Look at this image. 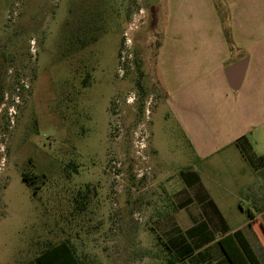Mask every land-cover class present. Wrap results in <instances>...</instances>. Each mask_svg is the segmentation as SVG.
<instances>
[{
    "label": "rangeland",
    "instance_id": "rangeland-1",
    "mask_svg": "<svg viewBox=\"0 0 264 264\" xmlns=\"http://www.w3.org/2000/svg\"><path fill=\"white\" fill-rule=\"evenodd\" d=\"M178 1L0 0V264H36L64 240L84 264H113L128 225L173 215L169 198L191 178H242L239 151L199 159L169 103L158 46ZM84 24L96 82L78 138L65 120L64 45ZM147 233L162 247V232Z\"/></svg>",
    "mask_w": 264,
    "mask_h": 264
},
{
    "label": "crops",
    "instance_id": "crops-1",
    "mask_svg": "<svg viewBox=\"0 0 264 264\" xmlns=\"http://www.w3.org/2000/svg\"><path fill=\"white\" fill-rule=\"evenodd\" d=\"M188 2L173 7L157 58L169 103L200 160L234 150L246 165L242 178L209 186L191 178L189 191L169 198L173 215L154 220L162 247L149 242L151 226L131 223L126 253L118 247L112 263L230 264L219 242L240 230L264 264V140L255 141L264 138V0H225L224 11L214 0ZM244 60L233 89L226 70Z\"/></svg>",
    "mask_w": 264,
    "mask_h": 264
},
{
    "label": "flooded vegetation",
    "instance_id": "flooded-vegetation-1",
    "mask_svg": "<svg viewBox=\"0 0 264 264\" xmlns=\"http://www.w3.org/2000/svg\"><path fill=\"white\" fill-rule=\"evenodd\" d=\"M94 27L85 24L73 29L65 39L64 57L66 59L65 78V120L67 129L72 132V127H78L79 133L75 137H83L84 131L79 128L83 118L84 101L87 94L95 84L96 70L89 68V60L84 53L88 46L97 42V37L92 34ZM89 62H87V60ZM93 75V76H92ZM68 133V142H72V134ZM75 149L74 147L70 150ZM76 151V150H74ZM77 153V152H76Z\"/></svg>",
    "mask_w": 264,
    "mask_h": 264
},
{
    "label": "trees",
    "instance_id": "trees-1",
    "mask_svg": "<svg viewBox=\"0 0 264 264\" xmlns=\"http://www.w3.org/2000/svg\"><path fill=\"white\" fill-rule=\"evenodd\" d=\"M162 43L159 44L160 49ZM139 70V64L136 65ZM138 70V71H139ZM25 179H27L25 177ZM230 264H262L242 231L238 230L219 242ZM36 264H84L69 240L49 246L36 258Z\"/></svg>",
    "mask_w": 264,
    "mask_h": 264
},
{
    "label": "water",
    "instance_id": "water-1",
    "mask_svg": "<svg viewBox=\"0 0 264 264\" xmlns=\"http://www.w3.org/2000/svg\"><path fill=\"white\" fill-rule=\"evenodd\" d=\"M246 67V61H241L234 66H231L226 70V74L231 82V87L237 89L242 82L244 71Z\"/></svg>",
    "mask_w": 264,
    "mask_h": 264
}]
</instances>
